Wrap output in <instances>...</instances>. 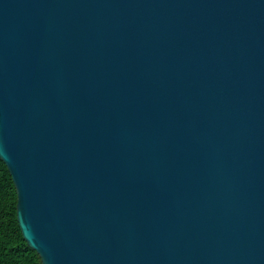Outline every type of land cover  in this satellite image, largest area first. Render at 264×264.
I'll return each instance as SVG.
<instances>
[{
	"label": "water",
	"instance_id": "water-1",
	"mask_svg": "<svg viewBox=\"0 0 264 264\" xmlns=\"http://www.w3.org/2000/svg\"><path fill=\"white\" fill-rule=\"evenodd\" d=\"M0 159L42 264H264V0H0Z\"/></svg>",
	"mask_w": 264,
	"mask_h": 264
},
{
	"label": "trees",
	"instance_id": "trees-1",
	"mask_svg": "<svg viewBox=\"0 0 264 264\" xmlns=\"http://www.w3.org/2000/svg\"><path fill=\"white\" fill-rule=\"evenodd\" d=\"M0 264H42L22 236L17 220V192L0 159Z\"/></svg>",
	"mask_w": 264,
	"mask_h": 264
}]
</instances>
